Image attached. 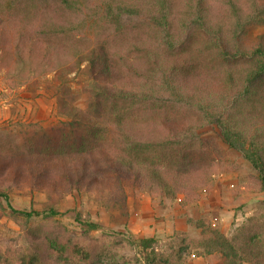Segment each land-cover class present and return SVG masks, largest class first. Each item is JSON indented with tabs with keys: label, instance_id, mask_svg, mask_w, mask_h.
Segmentation results:
<instances>
[{
	"label": "trees",
	"instance_id": "obj_1",
	"mask_svg": "<svg viewBox=\"0 0 264 264\" xmlns=\"http://www.w3.org/2000/svg\"><path fill=\"white\" fill-rule=\"evenodd\" d=\"M260 25L264 0H0V71L23 82L53 73L71 131L108 133L115 125L105 147L26 158L28 177L49 189L54 184L46 178L58 173L61 188L97 193L112 207L126 201L130 186L176 198L197 191L209 173L150 160L148 152L188 146L216 127L264 185V35L253 33ZM194 36L202 39L189 49ZM81 74L88 111L69 97V83ZM141 104L196 114L147 121L124 116L127 107ZM0 196L8 199L5 190ZM211 237L224 264H264V238ZM35 257L44 258L42 250L34 249L24 264H98Z\"/></svg>",
	"mask_w": 264,
	"mask_h": 264
},
{
	"label": "rangeland",
	"instance_id": "obj_2",
	"mask_svg": "<svg viewBox=\"0 0 264 264\" xmlns=\"http://www.w3.org/2000/svg\"><path fill=\"white\" fill-rule=\"evenodd\" d=\"M253 33L264 35V25ZM194 38L187 48L202 39ZM11 76L0 71V189L8 193V199L0 196V264H24L34 257V249L44 253V258L35 257L38 260L224 264L222 255L209 244L213 234L240 242L264 238V185L259 172L222 140L216 127L206 128L188 146L147 154L162 164L209 173L208 178L202 172L201 182L206 178L207 183L187 195L180 192L173 198L130 186L125 189L126 201L112 207L97 193L61 188L58 173L46 178L54 184L49 189L47 182L40 185L39 179L31 180L26 158L83 154L105 147L115 125H109L108 133L90 128L71 131L66 124L71 118L58 108L54 89L58 80L53 73L27 82ZM16 83L20 85L13 87ZM86 83L84 74L75 76L69 83L73 92L69 97L88 111ZM123 114L147 121L184 119L196 113L181 106L141 104L127 107ZM51 190L56 194H50Z\"/></svg>",
	"mask_w": 264,
	"mask_h": 264
}]
</instances>
